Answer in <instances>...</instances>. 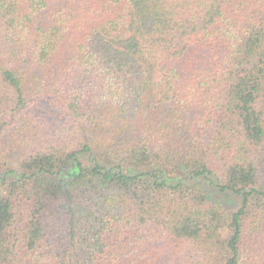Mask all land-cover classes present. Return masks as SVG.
Returning <instances> with one entry per match:
<instances>
[{"label":"trees","instance_id":"obj_1","mask_svg":"<svg viewBox=\"0 0 264 264\" xmlns=\"http://www.w3.org/2000/svg\"><path fill=\"white\" fill-rule=\"evenodd\" d=\"M0 264H264V0H0Z\"/></svg>","mask_w":264,"mask_h":264}]
</instances>
